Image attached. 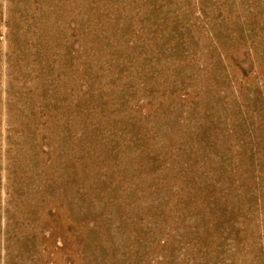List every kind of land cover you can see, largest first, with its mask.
Here are the masks:
<instances>
[{"label":"rangeland","instance_id":"rangeland-1","mask_svg":"<svg viewBox=\"0 0 264 264\" xmlns=\"http://www.w3.org/2000/svg\"><path fill=\"white\" fill-rule=\"evenodd\" d=\"M0 264H264V0H0Z\"/></svg>","mask_w":264,"mask_h":264}]
</instances>
